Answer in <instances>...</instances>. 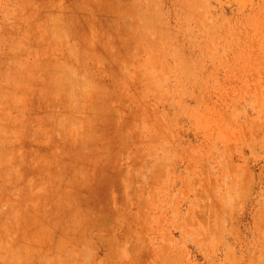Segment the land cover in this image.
Here are the masks:
<instances>
[{
    "label": "rangeland",
    "instance_id": "obj_1",
    "mask_svg": "<svg viewBox=\"0 0 264 264\" xmlns=\"http://www.w3.org/2000/svg\"><path fill=\"white\" fill-rule=\"evenodd\" d=\"M0 264H264V0H0Z\"/></svg>",
    "mask_w": 264,
    "mask_h": 264
}]
</instances>
